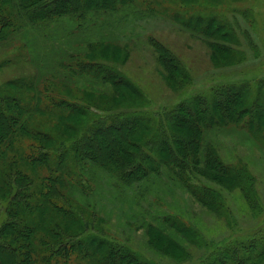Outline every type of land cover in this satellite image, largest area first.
I'll list each match as a JSON object with an SVG mask.
<instances>
[{
	"label": "trees",
	"instance_id": "16d2710c",
	"mask_svg": "<svg viewBox=\"0 0 264 264\" xmlns=\"http://www.w3.org/2000/svg\"><path fill=\"white\" fill-rule=\"evenodd\" d=\"M129 1L17 0L16 8L28 22L47 28L61 16L80 21L86 19L88 10L115 11L120 3ZM8 2L0 0V5ZM191 2L193 6L207 2L215 6L224 1L188 0ZM210 9H197L190 19L193 25L188 27L211 45L209 57L215 66L241 63L246 54L232 46L237 42L233 23L219 19ZM9 23L6 19L0 28ZM245 37L256 49L247 32ZM116 46H111L113 51ZM152 46L167 85L178 88L186 77L184 69L163 44L153 40ZM126 56L122 48V61ZM91 66L95 67L92 72L82 66L80 71L112 85L116 92L110 96L113 105L123 102L126 107L131 100L143 98L117 70L104 73L100 64ZM252 81L214 85L209 93L191 94L167 112H162L166 107L152 115L146 110L135 114L128 109L102 110L91 121L90 109L73 100L40 105L32 83L25 87L22 80L0 84V264H155L129 243L108 237L101 217H96V223L91 218L93 212L78 205L69 194L74 185L90 191L81 177L85 165L112 175L115 186L131 188L165 177L219 218L231 220L232 214L222 202L223 194L209 186L214 183L232 192L240 191L251 212L260 213L250 183L255 177L253 171L225 161L211 141H204L205 130L231 127L264 148V78ZM94 93L90 92L89 99L97 97ZM93 105L101 106L97 101ZM45 113L49 118L36 125L44 129L32 131V125L38 122L36 114L43 118ZM29 138L42 143L38 151L27 153ZM162 221L183 233L181 237L189 239L190 244L206 246L202 232L192 223L177 215L162 216ZM145 233L153 249L177 262L191 259L187 248L157 226L148 224ZM196 260L200 264H264V236L255 233L236 237L202 251Z\"/></svg>",
	"mask_w": 264,
	"mask_h": 264
},
{
	"label": "rangeland",
	"instance_id": "374dc122",
	"mask_svg": "<svg viewBox=\"0 0 264 264\" xmlns=\"http://www.w3.org/2000/svg\"><path fill=\"white\" fill-rule=\"evenodd\" d=\"M223 1L215 6L210 2L193 6L188 0H132L120 3L115 11L88 10L86 19L80 21L61 16L44 28L28 22L23 13L18 12L17 0H9L0 5V25L6 19L10 21L5 28H0L1 33L8 30L0 35V84L22 80L25 87L32 83L38 99L32 101L45 105L61 99L73 100L90 109L88 119L91 121L97 113H103L102 110L128 109L134 114L146 110L152 115L166 107L162 112H167L191 94L209 93L207 90L214 85L264 78V0ZM207 8H211L212 14L216 12L219 19L233 23L237 42L232 46L246 54L241 63L215 66L209 57L211 45L188 27V24L193 25L190 19L197 14V9L205 11ZM246 32L256 49L245 37ZM153 40L163 44L185 71L186 77L176 89H170L163 77L165 73H160L162 67L156 60ZM112 45H117V50L113 51ZM122 48L127 51L124 61L120 57ZM234 61L237 63L238 58ZM92 63L100 64L104 73L117 70L143 98L131 100L126 107L123 102L113 105L110 96L116 92L112 85L91 76L90 72L80 71L82 66L92 72L95 69ZM91 91L103 103L97 97L89 99ZM93 101L101 106L93 105ZM36 115L38 122L32 125V131L41 132L44 128L36 125L45 123L49 116ZM204 138L218 148L225 161L253 171L255 177L250 183L260 213L251 212L240 191L232 192L210 183V187L223 194L222 202L232 214L227 222L165 177L142 181L131 188L115 186L112 175L92 166L87 168V165L81 170V177L90 191L74 185L69 194L78 205L93 212L92 219L96 221V217H101L108 237L129 243L155 264H200L196 258L202 251L208 252L236 237L255 233L264 236V148L231 127L205 130ZM26 143L27 153L38 151L42 144L38 138L26 139ZM91 172H94L92 176ZM166 175L165 172L163 176ZM165 215H177L192 223L202 232L206 246L190 244L189 239L181 237L183 233L162 221ZM148 224L162 229L165 235L187 248L191 259L177 262L150 247L145 233Z\"/></svg>",
	"mask_w": 264,
	"mask_h": 264
}]
</instances>
